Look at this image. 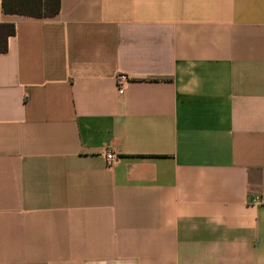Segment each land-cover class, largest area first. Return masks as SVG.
Segmentation results:
<instances>
[{"label":"crops","instance_id":"obj_1","mask_svg":"<svg viewBox=\"0 0 264 264\" xmlns=\"http://www.w3.org/2000/svg\"><path fill=\"white\" fill-rule=\"evenodd\" d=\"M0 23V264H264V0Z\"/></svg>","mask_w":264,"mask_h":264},{"label":"trees","instance_id":"obj_2","mask_svg":"<svg viewBox=\"0 0 264 264\" xmlns=\"http://www.w3.org/2000/svg\"><path fill=\"white\" fill-rule=\"evenodd\" d=\"M60 0H1L3 15L31 19L53 18L59 13ZM15 33L12 23H0V55L7 53V41Z\"/></svg>","mask_w":264,"mask_h":264},{"label":"built area","instance_id":"obj_3","mask_svg":"<svg viewBox=\"0 0 264 264\" xmlns=\"http://www.w3.org/2000/svg\"><path fill=\"white\" fill-rule=\"evenodd\" d=\"M127 83H128V80L125 75H119L116 77L115 84H116L117 91L119 94L124 93L125 86L127 85ZM104 158L109 164L115 163L117 161V157L112 152L105 153ZM258 201L259 199L255 196L250 198V202L252 204H257Z\"/></svg>","mask_w":264,"mask_h":264}]
</instances>
